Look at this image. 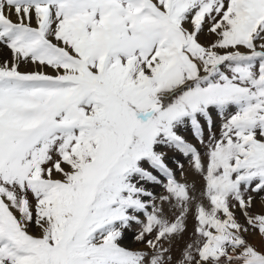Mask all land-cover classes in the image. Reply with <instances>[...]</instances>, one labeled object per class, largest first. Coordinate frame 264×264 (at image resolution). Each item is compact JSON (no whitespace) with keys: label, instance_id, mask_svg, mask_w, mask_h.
<instances>
[{"label":"snow or ice","instance_id":"1","mask_svg":"<svg viewBox=\"0 0 264 264\" xmlns=\"http://www.w3.org/2000/svg\"><path fill=\"white\" fill-rule=\"evenodd\" d=\"M0 264H264V0H0Z\"/></svg>","mask_w":264,"mask_h":264},{"label":"rangeland","instance_id":"2","mask_svg":"<svg viewBox=\"0 0 264 264\" xmlns=\"http://www.w3.org/2000/svg\"><path fill=\"white\" fill-rule=\"evenodd\" d=\"M185 177L186 179L191 183L192 180L195 183V188H198V191L200 193L201 189H202V182L199 179L198 176H194L192 171L188 168V165L185 164ZM178 175L180 177V173L177 172V178ZM189 179H188V178ZM155 191L160 192V189H156ZM199 195V194H197ZM193 227H194V221L191 215H189L188 219H187V231L184 232L183 236L181 237H177L174 242H173V257L174 258H179L180 256V252L181 250L184 248V246L190 242H192V240L195 239V237L193 236ZM133 231H135V227L133 228ZM133 243V244H132ZM125 244H127L129 247L132 248H138L140 247L139 244H137L135 241L129 239L127 241H125Z\"/></svg>","mask_w":264,"mask_h":264},{"label":"bare ground","instance_id":"3","mask_svg":"<svg viewBox=\"0 0 264 264\" xmlns=\"http://www.w3.org/2000/svg\"><path fill=\"white\" fill-rule=\"evenodd\" d=\"M178 178H179V176H178ZM188 178V177H187ZM189 179V178H188ZM192 182H193V180H192ZM196 195L197 194H199V191H198V188H196V193H195ZM133 244V243H132ZM133 247V246H132Z\"/></svg>","mask_w":264,"mask_h":264}]
</instances>
